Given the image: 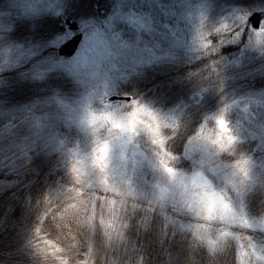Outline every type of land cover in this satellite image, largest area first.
Returning <instances> with one entry per match:
<instances>
[{
	"label": "rangeland",
	"instance_id": "rangeland-1",
	"mask_svg": "<svg viewBox=\"0 0 264 264\" xmlns=\"http://www.w3.org/2000/svg\"><path fill=\"white\" fill-rule=\"evenodd\" d=\"M84 1L0 0V264H144L138 236L160 243L149 264H264V208L252 212L247 202L262 183V162L221 155L229 110L264 107V92L247 104L215 103L180 144L161 132L176 137L179 111L136 93L135 78L210 38L264 52V2L214 14L207 0ZM254 10L263 13L259 28L248 21ZM43 14L72 18L78 28L64 20L44 41L34 40L35 27L31 37L12 32L21 18ZM77 32L78 51L59 54ZM129 105L131 118L118 119ZM138 121L157 147L135 141ZM177 164L192 170L190 179L176 190L162 184L159 195L157 176L174 178ZM41 174L58 178L34 197L23 178Z\"/></svg>",
	"mask_w": 264,
	"mask_h": 264
},
{
	"label": "trees",
	"instance_id": "trees-1",
	"mask_svg": "<svg viewBox=\"0 0 264 264\" xmlns=\"http://www.w3.org/2000/svg\"><path fill=\"white\" fill-rule=\"evenodd\" d=\"M84 2L91 6L93 0ZM207 2L211 4V9L215 14L221 9L224 13L227 12L225 10L230 11L232 7H241V5L251 7L264 0H207ZM21 20L18 22V28L12 29V32L31 37L29 27H35L34 32H37L35 35L37 39L53 37V34L60 28V22H63L62 18L59 21L52 14H43L38 19L21 18ZM247 36L248 29H246L244 39ZM242 44V41L235 42L229 38L221 41L217 38H210L209 42L200 49L177 51V57L172 55L158 64L148 65L143 68L142 75L135 77L140 76L141 78V84L136 93L146 92V96L153 95V98L157 96L159 103L169 105V107L176 108L175 111H179L181 124L175 131L176 142L182 144L197 129L198 124L204 122L212 114L215 103L225 105L238 97V103L247 104L251 97L250 94L264 92V52L256 44L250 45L247 49H243ZM242 106L230 109L228 112L232 123L227 127L226 135L230 144L222 153L228 150L230 156L227 160H231L236 156V152L232 151L235 147L249 153L251 157L255 156L262 162L256 167L260 171L258 182L262 183L252 192L251 200L247 201L248 208L254 212L258 206L262 210L264 208V155L259 156L264 154L262 149L264 107H253L247 110ZM236 117L241 119L239 123ZM246 120H254V122L249 125ZM238 159L241 158L235 160ZM57 178L41 174L23 179L32 182L30 191L34 197H37V191L41 189L42 192L46 191L47 183L52 184ZM19 196L12 193L15 200H20ZM138 238L146 245V257H144L146 263L144 264H149V261L152 263L158 254L156 244L160 243L156 240L153 244H145L147 243L145 238L139 236ZM169 261L170 257L167 256V262Z\"/></svg>",
	"mask_w": 264,
	"mask_h": 264
},
{
	"label": "clouds",
	"instance_id": "clouds-1",
	"mask_svg": "<svg viewBox=\"0 0 264 264\" xmlns=\"http://www.w3.org/2000/svg\"><path fill=\"white\" fill-rule=\"evenodd\" d=\"M134 108L133 106L129 105L124 107L123 109L119 110L116 113V117L118 119L121 120H129L131 118V114L133 113ZM198 130V128H197ZM104 131H107V126L105 127ZM119 130L113 129V132H118ZM161 132L163 135L165 136H169L170 140L174 141V137L170 136L169 131L167 128H161ZM209 133H211V128H209ZM195 134V131L193 132V135ZM134 137H135V141L148 147L150 150L157 147L156 145L153 144L152 139H151V133L149 132V130L147 129L146 125L143 123V121H138L136 123V128H135V132L133 133ZM171 147V146H170ZM172 150H175L174 147H172ZM232 151L236 152V156L232 157V159H236V158H243V159H247L249 161V163L251 164V160L252 157L249 153L240 150L238 148H233ZM222 157H224L225 159L229 158L230 156V152L228 150H225L223 153H221ZM178 171L176 176L173 178L171 176H168L167 174L164 175H160L157 176V183L155 185H153L154 188H156L158 191L159 195H164V190L161 189V185H167L169 188L176 190L179 189L182 182L189 180L190 179V175L192 170L191 169H186L183 167H180L179 164L176 165Z\"/></svg>",
	"mask_w": 264,
	"mask_h": 264
},
{
	"label": "water",
	"instance_id": "water-1",
	"mask_svg": "<svg viewBox=\"0 0 264 264\" xmlns=\"http://www.w3.org/2000/svg\"><path fill=\"white\" fill-rule=\"evenodd\" d=\"M250 19L252 20V22H253V24L255 26H259L260 25V21H261V13L258 12V11L254 12L251 15ZM80 40H81V34L75 35L74 37H72L70 40L66 41L62 45V47L60 49V52L62 54H69V55L73 54L76 51ZM114 97L123 98V96H114ZM127 98H129V97L127 96Z\"/></svg>",
	"mask_w": 264,
	"mask_h": 264
},
{
	"label": "snow or ice",
	"instance_id": "snow-or-ice-1",
	"mask_svg": "<svg viewBox=\"0 0 264 264\" xmlns=\"http://www.w3.org/2000/svg\"><path fill=\"white\" fill-rule=\"evenodd\" d=\"M221 125L225 126V122L223 121V119H221Z\"/></svg>",
	"mask_w": 264,
	"mask_h": 264
}]
</instances>
